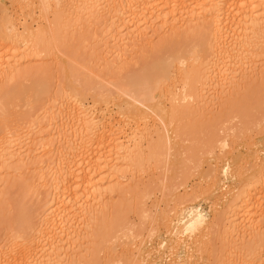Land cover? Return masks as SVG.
I'll return each instance as SVG.
<instances>
[{
  "label": "rangeland",
  "instance_id": "1",
  "mask_svg": "<svg viewBox=\"0 0 264 264\" xmlns=\"http://www.w3.org/2000/svg\"><path fill=\"white\" fill-rule=\"evenodd\" d=\"M34 1H36V4L38 3L37 0ZM69 1L73 3L72 0ZM69 1H67L69 5L66 2V4H63L64 9L67 5H71ZM75 1L78 5L84 4L86 2L85 0ZM100 3H104L105 5L109 4L107 0H100ZM7 4L9 11L11 13L14 11L12 16L17 18L14 20H18L15 22V24L18 28L19 34L21 35L23 33V36H21L22 38H17L18 40L15 42L17 44V48L19 47V51H22V49L24 51L30 46L26 53L28 61H26L24 64L23 69L25 68L34 70L39 61H41V65L38 64V66H41V69L39 72H34V77L41 76L39 78L40 81L46 82L45 85L47 87V93L45 94L46 96L44 95L45 97L42 99V101L35 103V105L31 103L28 104L30 106H27L25 109H23V116L20 117L21 114H19L20 118L17 116L21 121L19 120L16 122L15 120V131H20L19 136L15 138L16 140L18 139L17 144L20 142L18 146L22 149H20V153L22 152L21 154L28 155L31 151L39 149L42 145H45L49 142V137H46V135L49 133V129L47 130V127L51 117L54 116L58 123L63 122L64 124L66 120L62 118L65 117L66 112L62 111L63 108L57 111L59 107L56 106L59 103L56 104L55 102L58 101L61 103L59 104L61 106L63 105L62 103H64L65 106H70V110L68 109L69 112L74 109L73 111L75 113H72L74 115H76L78 112V115L82 113V116L85 114L87 117V113L89 112L88 114H90L91 112V114L93 113V117H96L99 120L100 118L101 120L104 119V122H110L112 127V130L110 131L112 133L114 132L113 134L117 133L115 134V137L118 136L117 138L121 139V143L125 146V148H127V146L131 147V145H133V143H131L133 139H137L138 141L140 139L139 143L141 148L138 158H141H139L138 164H135L133 168H131L133 176L131 178V174L129 173L128 176L130 178H128L126 175L128 174L126 173L128 169L123 168L121 170V174L126 175V178L128 179H123L124 181L121 182V188L118 189L119 191L117 190L118 192H115L112 196L109 194L105 195L108 197H105L103 200V206L101 208L99 207V213L101 212V214L98 213L102 219L97 216V218H94L93 220V217L95 216L90 217L86 214V218H82L78 223L74 222L68 226L70 228H67L69 229L67 234L73 236L76 240V243L74 244V253H78L77 256L80 255L79 257H77L76 254H74V257L73 255H70L71 258H69V260H71L73 257V264H113L115 261L124 262V260H127V263L128 261H131V264L133 260L135 261V259L138 262L135 261L136 263L134 264H141L144 261L145 262L143 264H264V244L262 246V243L256 242L259 239L258 236H260V233L264 235V225L261 226V228L259 227L260 229L263 228V232L258 229L257 233L259 234L256 233L255 238L254 236L248 237L247 234H244L237 237L240 239L235 238V241L233 242L232 240L231 242L229 237L230 232L228 230L230 224L227 223L228 221L225 222L227 208H229L231 202L235 201L233 200L236 198L235 196H240L238 193L239 188L243 184L245 187L246 183V189L248 191V188L252 184L255 185L254 182L264 174H262L264 171H261L264 169L262 168L264 167V40H260V45L257 47L255 52L248 53L251 54L249 55L250 59L254 57L251 60L249 59L250 61L258 62L255 65L257 68L255 70L256 74L253 73L256 76L254 78L258 79H253L252 81L253 75L248 74L251 75V79L245 81V78L242 79L243 77L240 76L245 82L241 80V82H243L242 84L241 82L235 83L236 86H232V89L229 88L227 90L225 88H221L219 89L220 91L215 93V95L213 91H210L208 94L205 93L207 96H216V99L213 97V100H216L214 102V106L210 105L209 103L201 105L199 104V106H197L198 104L195 105L193 102H191L190 104L188 103V106L190 108V106L193 105V107L183 114V111L181 110L185 102L180 100V96H182V91L180 90L181 83L178 81V78L176 79V82H171L175 79L173 77L174 79L172 80L171 78V83H169L172 87L167 84L169 81H166V85L162 84L161 88L165 85V87H168V90L166 88L165 91L162 88V91H154V95L153 92L152 94L150 93L153 97L155 96V98H153L154 100L145 102L144 106H140V111H138V107L137 112H135V115L138 113V116L135 117V115L133 116L132 114H129V109L131 106H138V104L131 103V105L128 107L129 109L124 110L123 112V106L125 107V103L129 101H127L128 97H125V95L124 97H119V95H121L117 91L119 86L121 89H125L127 85L129 86L130 82L128 83V81L130 78L139 77L140 79L142 78L144 80V76L149 77V73L147 76L146 72L150 71L153 65L161 63L165 65L167 62H170L171 59H173L172 56H176L178 50H182V47L185 45V51L187 48L188 50H190V48H195L194 45L197 47L200 45L199 43H201V45H204L205 43V45H208L211 42V38L207 28L202 31H198V35H195L198 32L193 35L191 32L190 34L192 36L188 34L189 31L186 33L187 29L184 27L183 28L186 29V31L184 29H180V31H183V36L181 35V32L176 31V33L179 32L176 34V36L178 35L177 37L175 36V33H171L172 31L170 32L171 29L164 30V32L161 31L162 33H156L157 35L148 33L147 38L149 43H146L142 46H135V48L132 47L134 49L127 47L126 59L123 64H119L118 59L120 55L117 56V53L121 54L122 51H116L118 50L116 48V52H114L116 53V56L113 52V55H111V51H113L115 46L113 45L114 47L112 46L110 48L109 46L111 45H109L104 48L103 45H101L103 40L107 39L106 36L108 37V35L106 34L109 32L110 27V25L107 24L108 19L106 17L103 18L101 25V21H99L100 23L98 22V24H96L97 22L94 23V19L92 21L93 23L91 20H87L81 23L75 22L76 24H74V21H71L67 18L66 13L65 15L62 14V19L60 18L58 22L54 21L56 18L50 13L48 18H45V21V19H43L45 16L42 17V14H39L40 9L35 4V11L34 8L31 10V12L28 10L30 14L27 10L25 12L23 11L24 13L19 11L20 8H18L16 4L14 8L12 7L13 10L9 1ZM235 13H240L239 16L241 14L244 15V12ZM248 14L249 12L247 13V16ZM258 14L260 13L258 12ZM242 15L240 18L238 15H236L235 19H233V15V18L231 17V19L232 21L235 20L238 22V20L244 19L245 16L242 18ZM237 17L239 18L238 20ZM235 21H233V23ZM54 23H59V26L61 24L62 27H65L62 29L60 26L61 32H59L61 37L59 39L61 40H59L58 43L61 42L62 47L57 44L61 47V49L60 47H57L58 50L55 49V47L49 48L52 44V37L50 36L49 28L50 26L53 28L55 26L53 25ZM73 25H76V29ZM156 25H158V23H156L155 26ZM178 25L179 24H177V27L175 26L174 30H178L179 27H182L180 25L178 27ZM23 26L28 27V30H30V33H28V35L30 34V37L28 36L29 39H42V42L39 46L37 45V49H35V51L33 48H31L32 45L28 44L29 46L27 47V44L24 42V35L26 32H23ZM69 26L75 30L71 28L68 29ZM179 34L181 36H179ZM185 34L187 35L185 36ZM232 35L233 34L229 36V40L224 48V50H227H225V53L229 51L227 54L230 56H227V54L224 56L222 52V58L223 56H227L228 58L230 57L227 62L233 67L238 63L239 58L236 59V57H239L240 54L239 51H237L239 54L238 55L234 50V44L236 43L234 42L235 38H232ZM174 36L176 38H174ZM35 40L36 39H33L32 42ZM23 43L26 45L24 46ZM107 43H109L108 40ZM205 45L203 48H206ZM209 47L210 46L208 45L206 49L208 50ZM48 48L50 50L47 51ZM106 48H109L110 50L108 51ZM51 49H54V52ZM59 49L60 51L62 50V53L59 51ZM55 50L59 52H56ZM123 50L125 51V49ZM6 51L9 50L4 47L0 52L3 56L7 57ZM104 51H108V53L110 52L107 55L108 57L106 56L108 58L107 61H105L103 58V54L105 53ZM31 53L32 56L30 57ZM39 53L42 54V58L41 54ZM57 53L59 54L57 55ZM220 54V52L218 54L215 52L213 53V51L209 52L205 66H207V62L209 64L208 66H210V63L212 66L213 63L216 62L218 55L220 57ZM177 55H179V52ZM169 56L170 58H168ZM38 57L41 58L39 61ZM200 62L203 61H199V63ZM195 64L197 66L198 62ZM201 64L203 65V63ZM250 66L252 65L249 63L246 68H250ZM145 70L147 71L145 72ZM93 73H96L97 77L102 75L100 77H103V80L100 77H94L95 74ZM1 75L4 76L3 74ZM2 76L0 81L3 79ZM31 79L36 80L38 78ZM250 80L252 81L251 83ZM31 81H29V83ZM146 81L147 79L144 80V82L142 81V83H139L144 84ZM27 83L25 82L26 85ZM29 83L27 86L32 84ZM198 84L199 83H197V87L199 86ZM131 85H133V83ZM169 87H171V89ZM199 88L197 91L200 90ZM128 89H130V86ZM199 94L203 95L204 93L202 91L200 93L199 91ZM66 95H68L67 97L73 96L71 101H75L76 104L75 102L72 103L70 100H68L69 98L66 99V97H64ZM98 96H100L99 98H101V100L103 98V102L98 99ZM79 98H81V100ZM175 99L177 100L176 102ZM107 101H109V103H107ZM68 102H70V104H68ZM194 105L196 107H194ZM209 105L212 106V108H210ZM78 106H80L79 110L81 112L78 109L75 110V108H78ZM52 108L56 110L54 111ZM124 109H126V107ZM59 125L61 124L59 123ZM33 132L38 134L36 136H32ZM216 136H218V138L221 136V140L224 139L223 141H227L226 143L228 144L230 142L232 143H230L231 145H229L225 151L220 152L219 148L218 151L215 149V157H218L219 155L218 158H222V154H225L227 157H223L222 160L215 159L216 161H214V159L206 156L207 153L204 154L203 152H206L207 148L211 146H207L209 142H211L210 144L214 145L213 140H216ZM223 136H227V139ZM214 137L215 139H213ZM221 140H219V142ZM217 142L215 141V147H218ZM203 144L206 145L202 146ZM233 145H235L237 148ZM154 146L158 147V151H160L157 152L158 158L156 157L155 160L154 158L151 159V148ZM229 147H231V149ZM107 151L109 150L106 149L105 152ZM226 153L230 154L227 155ZM256 153L257 155H255ZM203 155H205L206 158ZM109 156L110 159H112L109 166H114L117 163L115 160L120 159V157H113L108 154V157ZM36 161L41 163L45 162L44 166L46 169H50V165L54 162V159H51V155L46 156V154L43 152L42 154L37 155ZM25 162L23 164V170L17 173L13 171L15 170L16 166H8L5 173H9H6V175L3 174L2 176L5 175L7 179L11 181V184H9V187L0 186V247L1 249L4 248L3 251L6 252L5 254L7 256L9 255L8 258L6 257L9 260H15L14 258H10L14 256L15 258L17 257L22 261L23 258L29 256L28 254L30 252H28V242H25L28 249L27 251L24 249L23 253L22 249H20V247L17 245L21 243L19 238L29 237L30 235L35 236L38 234L42 228V218L40 220V216L43 215L44 210L47 208V206H45L47 202L44 197H46L48 189L46 187L37 185L39 184V181H37L38 173L41 169L33 167L31 161ZM251 166L253 167L251 168ZM247 168H250V170L248 169V171H246ZM226 169H228V172H226ZM103 172V176L101 175L100 177H107L109 174L108 168L104 169ZM224 172L226 173L223 175ZM252 172H255L256 175L254 174L253 176ZM257 174H260L261 176H258ZM99 175H97V177H99ZM216 177H218V186L211 188L212 186L210 183L211 181L213 183ZM259 181L260 179L257 182L259 183ZM259 185H262V187H259ZM263 185L264 182H260L257 186H253L254 188H262L261 190L259 188V190L255 189V195L252 193L254 188L251 186L249 188L251 190H249L251 195L253 194L254 196H259L261 193V199L263 200ZM124 188L129 189L130 193L127 192L128 198L127 195L125 196L126 193H124V195L122 194ZM241 189L239 191L240 193H242L244 190L246 191L245 188L244 190ZM204 192H206V195ZM226 192L228 194H225ZM258 192L259 194H257ZM180 197H182L181 201ZM259 198L258 200H260ZM260 202L257 201L256 203ZM192 208L193 210L198 208L197 210L202 212V215L204 218H206V224L201 229V231L194 235L181 234L180 237L179 234L178 236H173L174 238L180 237L179 239L184 243H181L178 246L181 247L180 249L177 247L176 250H170V252L168 250L169 247L167 246H169V241H171L173 237L170 238V232L167 233L168 226L166 225L165 220H168L169 218L172 219V217L174 218L177 214H182V216L184 214L187 216ZM91 209H93V207L87 206L85 210L89 211ZM81 216L79 218H81ZM174 223H176V219L173 221L171 229L175 228L178 224L177 223L174 227ZM72 226L74 229H72ZM175 230L179 231V227L175 228ZM113 236H116V239H113ZM130 236L132 238L134 236L136 240L133 241ZM256 236L258 239H256ZM62 237H65V235H62ZM168 237L170 238L169 240ZM252 238L254 239V242ZM130 240L133 241L134 244L130 242ZM162 243L165 246L161 247ZM130 245L133 246L131 247ZM134 248H136V250ZM20 251L21 253H19ZM96 251L97 253L95 254ZM172 252H175V254H171ZM23 254L26 256L23 257ZM135 256L136 258H134ZM125 263L126 262H124V264Z\"/></svg>",
  "mask_w": 264,
  "mask_h": 264
},
{
  "label": "bare ground",
  "instance_id": "2",
  "mask_svg": "<svg viewBox=\"0 0 264 264\" xmlns=\"http://www.w3.org/2000/svg\"><path fill=\"white\" fill-rule=\"evenodd\" d=\"M8 1L11 3V8L12 7L14 8V6L16 4L18 6V8H20L19 11H22V12L23 11L25 12L26 10L27 11L29 10L31 12V10L34 8V4H35L40 9L39 14L40 15L42 14V17L45 16L43 19L48 18L49 14L51 13L56 18V20L54 19L55 22H58V20H60V18L63 15H65V13L67 14V18L69 20L74 21V24H76L75 22L81 23V22H85L87 20H89V21L91 20V22H92L94 19V23L97 22L96 24H98V22L101 21V23L99 22L101 25L103 18L106 17L108 19L107 24L110 25V27H109V32L107 31L108 33L106 34V35H108V37L106 36L107 39L105 38L106 40H103L101 45H103L104 48L109 46V45H111V46H109L111 48L114 45L115 47L113 46L114 48H113V51H111V53L112 52L114 53L116 51H120V52L122 51L121 54L117 53V56L120 55L119 59H118L119 64H123L125 59H126L127 47H131V49H134L135 46L136 47L142 46V45H145L146 43H149V40L147 38L148 33L157 35L156 33H159L161 31L164 32V30L171 29L170 32L172 31L171 33H175V36L179 32H181V35L183 36V31H180V29L183 30L184 28H186L187 31H186V29H184L186 31V33L189 31L188 34L191 35L190 33L192 32V35H193V34L197 33L198 31H202V30L207 28V30L210 34V38H211V42L208 44L210 46L208 50L206 49L208 47V45H205L206 43L204 44L206 46V48H203L204 45L203 44L201 45V43H199L200 45H198L197 47L194 45L195 48H193V49L190 48V50H188V48H187L186 51L184 48L186 45L185 46L182 45L183 49L178 50L179 55H177L178 52L176 53V56L171 53L174 56H172L173 59H171L170 62L166 61L167 63L165 65H163V63L153 65L151 67L153 70L150 69V71H148V72H146L147 70H145V72L147 73V76L149 73V77L144 76V80L147 79V81L144 84H141L142 81L144 82V80L142 78L140 79L139 77H137V78H139V79H137L136 77H134V78H130L131 80L129 79V81H128V83L130 82L129 83L130 89H128V87H129L128 85H127V87H125V89L124 88L121 89L119 86V88L117 90L119 92V94H121V95H119V97H124V95H125V97H128L127 101H129V102L125 101L126 103L124 102L126 109H124L125 107L123 106V108H122L123 112H124V110L129 109L128 107H129V105H131V103L138 104V106H136V107L131 106V108L129 109V111H130L129 114H132L134 116L135 112H137V110H138V107H139L138 111H140L141 107L144 106L145 102H148L150 100H152V101L154 100L153 98H155V96L153 97L151 95L152 92L154 95V91L156 92V90L162 91V88L165 91H166V88L168 90V87H165L166 81H169L167 83V84H169L171 82H176V79L178 78V81L181 83L180 84L181 85L180 90L182 91V96H180L181 97L180 100L185 102V104L183 103L184 105L182 106L181 111H183L182 113L184 114L187 111H189L190 108L193 107V105H191L190 108L188 106L191 102H193L195 105L198 104L197 106H199V104L201 105V104H207V103L214 106V102L216 101L215 100L216 96H214V95H215V93L220 91L219 89H221V88H225L227 90L229 88L232 89V86L235 87L236 86L235 83H240L242 79L245 78V81L251 79V77H250L251 75H253L252 81H253V79L257 80L258 78L257 79L254 78V77H256L254 74H256L255 70L257 68L255 65L258 62L257 61H250L254 57H252L250 59L249 55H251V54H248V53L255 52L257 47L260 45V40H264V0H107L109 2V4H107V5H105L104 3L101 4L100 0H85L86 2L84 4H81V5H78L75 0H72L73 3H71V1H69V0H37L38 1L37 4L35 3L36 1H34V0H0V51L4 47L9 50V51H6L7 57L3 56L0 52V78L2 76L1 74L4 75V76H2L3 79H1V81H0L2 83V84L0 83V186L1 187L2 186L3 187H9L10 186L9 184H11V181L8 180L7 177L5 176L7 173V172L5 173V171H6V168H8V166L9 167L10 166H12V167L16 166L15 170H13V171H15V173H17V172L23 170V164L25 161H27V162L31 161L33 167L41 169V170H39V173H38V180L37 181H39V184H37V185H39L41 187H46L48 189L46 197H44L46 202H47V204H45V206H47V208H46V210H44L43 215L40 216V220L42 218V222H41L42 228L40 229L38 234H36L35 236L30 235L29 237L19 238L21 243L17 244L20 247V249H22V252L24 251V249H26L25 251H27V249L29 247L28 252H30V253L29 254L27 253L29 256L27 257L25 255L26 258H23L21 261L17 257L15 258L13 255H11L13 257H10V258H14L15 260L10 259L11 260L10 261L9 259H7L9 257V255L7 256L5 254L6 252L3 251L4 248L1 249V247H0V264H73L74 260L72 261V259L74 257V254H76V253H74V251H75L74 244L76 243V240L73 236H70L69 234H67V231H69V229H67V228H70L68 226H70L74 222L78 223L79 220H81L82 218H86L87 215L90 217L95 216V217H93V220H94V218H97V216H99L100 219H102V217L100 215H98V213H99V207L101 208L103 206V200L105 199V197H108L105 195L109 194L112 196L115 192H118L119 191L118 189L121 188V186H120L121 182L124 181L125 179L130 178L128 176L129 173L131 174V178L133 176L131 168H133V166L135 164H138L139 158H141V157L138 158V156L140 155L139 152H140V148H141V145L139 143L140 139H139V141L137 139H133V141L131 142V143H133V145H131V147L127 146V148H125V146L121 143L122 142L121 139L117 138L118 136L115 137V134H117V133L113 134L114 132L112 133L110 131V130H112L110 122H104V119L101 120V118H100V120H99L98 118L93 117V113L91 114V112H90V114H88L89 112L87 113V117L85 116V114H84V116H82L81 115L82 113L81 114L79 113L82 116V118H81V116L78 115V112L76 115L72 114L74 112L73 111L74 109L70 111L71 113L69 112V110H70L69 108H71L70 106L66 105L67 106L66 107L64 103H62V104L65 107L63 105L61 106V105H59L61 103L58 101V102H55L56 104L59 103L56 106V107H59L57 109V111H59V110H61V108H63L62 111L66 112L65 117L62 118L64 120H66L64 122V124H63V122L62 123L59 122L61 124V125H59L57 119H55L54 116L51 117L49 119V123H48V127H47V130L49 129L48 130L49 133L46 135V137L47 136L49 137V142L46 143L45 145H42L39 149H35V150L31 151L28 155H26V154L23 155V154H21L22 152L20 153L21 148L18 147L20 142L17 144L18 139L17 140L15 139L19 136V133H20V131H17V130L15 131L16 122L20 120L19 118L21 116H23V114H24L23 109H25L27 106L28 107L30 106L28 104L31 103V104L35 105V103H37V102L39 103L42 101V99L46 96L45 94L47 93V87L45 85L46 82L40 81L39 78L41 76L40 77L39 76L34 77L36 71L39 72L41 69V66H38V64L41 65L40 64L41 61H39L42 58L41 53H39V54H41V58L40 57H38L39 59L37 58L39 63L34 68V70L25 69V68H24L25 70L23 69L24 64L26 63V61H28L27 60L28 57L26 55L27 51L30 48V46L28 44L32 45L31 48H33L35 51V49H37V45L39 46L40 43L42 42V39L41 38L40 39L38 38L39 40H37V38L29 39L30 34L28 35V33H30V30H28V27L23 26L24 27L23 32H26V34L24 33L25 34L24 35V39H25L24 42L27 44V47L29 46V48L24 50V51H23V49H22V51H19V49H18L19 47L17 48V44L15 42H16V40H18L17 38H19V37L22 38L21 36H23V33L21 35L19 34L18 28L16 27V24H15V22L18 20L15 21L14 19H17V18H14L12 16V13L14 11L12 13L9 11L8 4H7ZM33 1H34V3H33ZM67 1L70 2V4H71L70 6H68L69 3ZM65 2L68 4L67 5L68 7L65 5L67 8L65 7V9H64L63 4H66ZM13 8H12V10H13ZM34 11H35V8H34ZM28 12H26V13H28ZM30 12H29V14H30ZM235 12H244V15L241 14L242 18L245 16L244 19L238 20L241 15L239 16L240 13L237 14ZM248 12H249V14L247 16ZM258 12L260 14H258ZM20 14H21V12H20ZM235 14L238 15L239 18L237 17L238 22L233 20V21H235L233 23L231 17L234 15V18L233 17L232 18L235 19V17H236ZM45 21H46V19H45ZM231 21H232V23H231ZM59 23L53 24V25H55L54 26L55 28L54 27L51 28L52 26H50L51 29L49 28V33H50V36L52 37V44L49 48L55 47V49H57V50L60 46L62 47V45H61L62 43L61 42L58 43V41L61 40L59 38L61 37L60 28L62 27L61 24H60L61 27L59 26ZM156 23H158V25L155 26ZM177 24H179L182 27H179V25H178V27H179L178 30H174L175 26L177 27ZM64 28L65 27H62V29H64ZM70 28L73 29L71 26H69L68 29H70ZM40 29H43V28H40ZM75 29H76V27H75ZM75 29H73V30H75ZM27 30H28V32H27ZM176 31H179V32L176 33ZM198 34H199V32L195 35H198ZM231 34H233L232 38H235L234 42L236 44H234L235 49L233 48L234 45H233V47H231V46L230 47L233 48L236 52L239 51V54H240L239 55L237 52L239 57H236V59L239 58V61L233 67L231 65H229V63L227 62V60L230 59V57L229 58L227 57V56H230L229 54H227V53H229V51L225 53L226 49L224 50L225 45L228 42L229 36ZM181 35L179 34V36H181ZM186 35L187 34H185V36ZM175 36H174V38H176L178 35L176 37ZM31 37H32V35H31ZM146 38L148 41L146 40ZM169 38H171V37H169ZM172 38H173V36H172ZM33 39H36V40L34 42H32ZM21 40H20V42H21ZM107 40L109 43H107ZM100 43H99V45H100ZM26 44H24V46ZM57 44H59L60 46H58ZM61 47H60V49H61ZM132 47H134V48H132ZM49 48L47 49V51L50 50ZM116 48L118 50H116ZM60 49H59V51H60ZM123 49H125V51ZM51 50L54 52V49H51ZM93 50H96V49H93ZM106 50L109 51L110 49L106 48ZM31 51H32V49H31ZM59 51H56V52H59ZM108 51H104L105 53L103 54V58L105 61H107V59H108L107 55L110 53V52L108 53ZM180 51H181V53H180ZM212 51H213V53L215 52L217 54L220 52L221 53L220 57L218 55V57L216 58L217 59L216 62H214L212 66L210 63L211 67L208 66L209 65L208 62H207V66H205L206 60L208 58L207 55L209 54V52H212ZM30 52H29V54H30ZM60 52L62 53V50ZM222 52H223L224 56H225V54H227V56L226 57L223 56V58H222ZM231 52H233V51H231ZM34 53H36V52H34ZM113 53L111 55H113ZM29 54H28V56H29ZM49 54H50V51H49ZM58 54L59 53H57V55ZM115 54L116 53H114V55ZM63 55H64V53H63ZM31 56H32V53H31L30 57ZM104 56L105 57L107 56L106 59ZM34 58H36V57H34ZM168 58H170V56ZM199 61H203V62L199 63ZM204 61H205V63H204ZM197 62H198V65L200 64L199 66L197 65L198 67L195 64ZM201 63H203V65ZM249 63L252 66H250V68L249 67L246 68V66L249 65ZM93 74H95L94 77H97L96 73H93ZM248 74H251V75H248ZM245 75L247 76V78ZM100 76H102V75H100ZM100 76H98V77H100ZM240 76L243 78L241 79ZM248 76H249V78H248ZM4 78H5V80H4ZM29 78L30 79L31 78H33V79L38 78V79H36V80L31 79L33 81L32 82ZM100 78H102V80H103V77H100ZM171 78H172V80L173 79L174 80L170 82ZM28 79H29V81H31L30 83H32L29 86H27L29 83ZM27 81H28V83H27ZM178 81H177V83H178ZM198 81H200V82H198ZM242 81L245 82L244 80H242ZM252 81L250 80V83ZM25 82L27 83V85L25 84ZM139 82H141V83H139ZM243 82H241V84ZM132 83H133V85H131ZM197 83H199L198 87H197ZM162 84H165L164 85L165 88L164 87L161 88ZM241 84H239V85H241ZM171 87H169V88L171 89ZM198 88L200 89L199 90L200 93L202 91L204 94L205 93L208 94L210 91H213L214 95L213 96H207L206 94L205 95L199 94V91H197ZM67 96L68 95H66L64 97H66V99L69 98L68 100L71 101V98L73 96H70V97H67ZM99 97L100 96H98V99H100V101L103 102V98L101 100V98H99ZM213 97L215 98L214 100H213ZM79 99L81 100V98H79ZM177 99H178V97H177ZM74 100H75V97H74ZM176 101L177 100L175 99V102ZM66 102H67V100H66ZM74 102L75 101H73L72 103H74ZM107 103H109V101H107ZM68 104H70V102H68ZM75 104H76V102H75ZM195 105H194V107H196ZM79 107L80 106H78V108H75V110H77V109L79 110ZM210 108H212V106H210ZM21 109H22V111H21ZM53 110H52V112H53ZM62 111H61V113L63 114ZM19 114H21L20 117H19ZM51 115H53V114H51ZM137 116H138V113L135 115V117H137ZM15 120H16V122H15ZM68 133H69V135H68ZM37 134L33 132L32 136H36ZM67 135H68V137L66 138ZM142 135H144V134H142ZM220 137L218 138V136H216V140H215L216 142L218 141L217 142L218 147H215V141L213 140L214 145L210 144L211 142H209V144H207V146H210V145L211 146L209 148L206 147L207 151L203 152L204 154L207 153L206 156L210 157L211 159H214V161H216L217 159L222 160L223 157L226 156L225 154L224 155L222 154V158H218L219 155H218V157H215V153H216L215 149H217V151H218V148H219L220 152L225 151L226 148L229 145H231L230 143H232V142H230L228 144V143H226L227 141H223L224 139L221 140ZM223 137H225L227 139V136H223ZM213 139H215V137ZM218 139L221 141L219 142ZM19 141H21V140H19ZM63 142H64V144H63ZM205 145L203 144L202 146H205ZM20 146H22V145H20ZM233 146H235V145H233ZM229 148L231 149V147H229ZM106 149H108L109 151L105 152ZM202 149H203V147H202ZM202 149H201V153H202ZM204 149H205V147H204ZM158 150L159 149L156 146L151 148V151H152L151 159L154 158V160H155L156 157L158 158L157 152H160ZM43 152H44V154H46V156L51 155V159H54V162L50 165V167H51L50 169H46V167L44 166L45 162L41 163V162L36 161L37 155H40ZM34 153H38V154H34ZM107 153L113 157L114 156L120 157V159L115 160V162H117V163L114 166H109L110 161L112 159H110V156L108 157ZM229 154L230 153H228L227 155H229ZM159 155H161V154H159ZM200 155H202V154H200ZM255 155H257V153ZM161 156H159V157H161ZM203 156L205 157V155H203ZM239 157H240V155H239ZM230 158H232V157H230ZM257 158H258V156H257ZM263 163H264V160H263ZM198 167H199V165H198ZM211 167H212V165H211ZM252 167L253 166H251V168ZM260 167H261V165H260ZM106 168H108V173H109L108 176L107 177H100L101 175L103 176V173H104L103 170ZM123 168L128 169L126 172V173H128V174H126L128 176V178H126L127 177L126 175L121 174L122 173L121 170ZM262 168H264V167H262ZM44 169H45V171H44ZM228 169H226L227 170L226 172H228ZM248 169L250 170V168H247L246 171H248ZM224 170H225V168H224ZM261 171H264V169ZM45 172H47V173H45ZM212 172H213V170H212ZM226 172H224L223 175ZM255 172H252L253 176H254ZM99 173H100V175H99ZM263 173L264 172H262V174ZM3 174H5V175L2 176ZM97 175H99V177H97ZM251 175H250V177H251ZM213 176H217V175H213ZM258 176H261V175L259 174ZM3 177H5V178H3ZM247 179H249V178H247ZM259 179H260L259 183L260 182L263 183L264 182V174L261 177H259ZM259 179H257V181ZM257 181L254 182L256 186L259 184ZM210 184L212 186L211 188L218 186V177L215 178L213 183L211 181ZM210 184H209V186H210ZM6 185H8V186H6ZM255 185L252 184L251 186L253 187ZM242 186L239 188V191L241 188L244 190V188L246 189V187H247L246 183H245V187L243 186L244 188ZM260 186L262 187V185H259V187ZM248 187H249V185H248ZM249 188H248V191L246 189V191L244 190L245 192L243 191L242 193H240L237 190L238 193L240 194V196L234 195L236 198L233 197L234 198L233 200H235V201L231 202L229 208H227V213H226L227 215H225V217H226L225 222L228 221L227 223L230 224L228 230L230 232L229 237L231 239V242H232V240L234 242L235 238H237L241 235H244V234H247L248 237L254 236V238H255V234L258 232V229L263 232V230H262L263 228L262 229H260V228H261V226L264 225V203H263L264 199L263 200L261 199V196H262L261 193L259 196L258 195L254 196L256 194V193H254V190L258 189V188L253 187L254 188L253 192H252L254 194V195L252 194L253 196L251 195V192H250L251 190ZM210 189H209V191H210ZM127 192H129V189L124 188V191H122V194L124 195V193H126L125 194V196H126ZM204 193L206 195V192H204ZM231 193H232V191H231ZM225 194H228V193L226 192ZM239 194H237V195H239ZM257 194H259V192ZM0 195H1V193H0ZM263 195H264V193H263ZM189 196H190V194H189ZM127 198H128V195H127ZM181 198L182 197H180V201H181ZM258 198L261 200V202H260V200H258ZM193 200H194V197H193ZM257 201L260 203H256ZM190 202H188V203H190ZM183 205H184V202H183ZM87 206H91V207H93V209L87 211V210H85L87 208ZM186 209H187V207H186ZM197 209L193 210V208H192V210L189 211L187 216L183 214V216H186V217H183L182 214H177L174 217L176 219V223H174V227L178 223L179 226H178V224H177V226L179 227V231L175 230V228H178L177 226L175 228L171 229V226L173 225V221L175 220L173 217H172V219H174V220H172L171 218H169L168 220L164 219L166 221V225L169 227V228L167 227V231H168L167 233L170 232V235L168 234L169 237L171 236L170 238H172L173 236L174 237L178 236L179 234H180V237H181V234L194 235V234L198 233L199 231H201V229L206 224V222H205L206 218H204V216L202 215V212L197 210ZM183 212H185V211H183ZM99 214H101V212ZM81 215H83L84 217ZM80 216H81V218H79ZM115 219H118V218H115ZM99 220H98V222H99ZM164 224H165V222H164ZM164 224H163V226H164ZM180 225H181V227H180ZM87 228H88V226H87ZM180 228H181V230H180ZM72 229H74V227ZM151 234H153V233H151ZM151 234H149V235H151ZM257 234H259V233H257ZM62 235L63 236L65 235V237H62ZM259 235L260 236L257 235L259 237V239L256 236V239H258V241H256V242L262 243L261 245L263 246L264 235L261 233ZM169 237H168V240L170 239ZM174 237H173V239H171V241H169L170 242L169 246H167V244H166V246L169 247V249L167 248L169 251L170 250L171 251L176 250L177 247L181 243H184V242H181V240L179 239L180 237H177V238H174ZM112 238L116 239V236H113ZM130 238L133 241L136 240L134 238V236H133V238L130 236ZM241 238H243V237H241ZM194 239H196V238H194ZM237 239H240V238H237ZM244 240H245V237H244ZM252 240L254 242L253 238H252ZM133 241L130 240V242H132V243H133ZM25 242L26 243L28 242V245H27L28 247L26 246ZM163 243L161 244L162 245L161 247L165 246V245H163ZM203 245H204V243H203ZM130 246L132 247L133 245H130ZM19 247H18V249H19ZM139 247H140V245H139ZM8 248H10V247H8ZM180 248L181 247H178V249H180ZM134 249L136 250V248H134ZM5 251H6V248H5ZM97 251L95 252V254L97 253ZM8 252H10V251H8ZM175 252L174 253L172 252L171 254H175ZM13 253H14V251H13ZM19 253H21V251ZM87 253H88V251H87ZM92 253H93V251H92ZM77 254H76V256H77ZM70 255H73L71 260H69V258H71ZM25 256L23 254V257H25ZM79 256L80 255H78L77 257H79ZM134 258H136V256ZM128 259H129V257H128ZM77 261H78V258H77ZM135 261H137V260L135 259ZM135 261L133 260V262L131 264L136 263ZM124 262L127 263V260H124ZM124 262L115 261V263H113V264H124ZM130 262L131 261H128L127 264H130ZM144 262H142L141 264H143Z\"/></svg>",
  "mask_w": 264,
  "mask_h": 264
}]
</instances>
